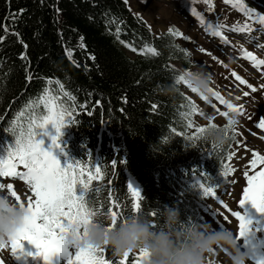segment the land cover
Listing matches in <instances>:
<instances>
[{
    "label": "trees",
    "instance_id": "1",
    "mask_svg": "<svg viewBox=\"0 0 264 264\" xmlns=\"http://www.w3.org/2000/svg\"><path fill=\"white\" fill-rule=\"evenodd\" d=\"M19 10L23 14L16 23L5 20ZM4 23L18 35L9 34L0 42V156L14 144V137L3 129L40 95L48 79L59 81L75 97L77 112L75 123L69 121L61 130L55 152L62 167L77 160L101 162L105 181L93 197L97 206L101 202L105 210L108 206L109 181L121 204H126V187L133 177L144 198L141 214L152 219L147 213L157 211L159 224V209L176 206L183 223L198 226L206 198L199 185L216 190L225 184L222 170L225 164L232 167L227 157L237 135L233 140L235 131L230 130L224 147L213 150L205 140L193 146L171 133L176 127L194 134V130L183 128L178 116L180 106L187 102L185 97L195 104L184 86L172 96L159 91L194 67L189 49L180 43L182 36L168 31L180 32L178 27L170 25L156 34L125 0H0V24ZM145 44L159 55L139 54ZM65 49L73 51L71 60ZM21 54L26 59H20ZM29 74L31 83L26 80ZM153 103L159 106L156 111L151 109ZM197 115L192 117L194 123ZM44 137L40 138L44 141ZM44 147L53 148L47 141ZM113 160L118 162L116 169L111 168ZM124 214L129 215V209ZM106 258L118 261L122 257L107 247Z\"/></svg>",
    "mask_w": 264,
    "mask_h": 264
},
{
    "label": "snow or ice",
    "instance_id": "2",
    "mask_svg": "<svg viewBox=\"0 0 264 264\" xmlns=\"http://www.w3.org/2000/svg\"><path fill=\"white\" fill-rule=\"evenodd\" d=\"M204 2L211 7V0H204ZM125 3H128V0H125ZM224 3L232 5L249 20L259 24V31L264 33V14H259L248 7L244 0H224ZM192 11L194 15H197L200 23L206 25V30L209 33L220 37L221 40L227 43L226 37L221 31L223 27L221 24L206 21L204 16L196 13L195 9ZM22 14L23 10H19V12L12 13L10 17H6L5 20L16 23ZM10 27L9 23L0 24V28L3 29L5 34L0 36V42H3L9 34L18 35L14 30L10 31ZM168 31L175 37L182 36V33L174 29ZM231 31L252 33L257 29L252 24L245 23L241 27H233ZM119 35L120 29L117 28L116 36L119 37ZM120 42L125 43L123 40ZM126 46L130 47L133 52L138 51L131 45ZM24 47L27 48V45H24ZM200 50L205 51L202 48ZM241 51L243 57L251 61L254 68L264 66V59H257L251 51ZM65 52L71 60L73 51L65 49ZM139 54L159 55L154 47H149L147 44L139 50ZM20 59H26V55L21 54ZM91 59L94 60L95 57H91ZM213 59H216V57H213ZM73 62L75 63V61ZM166 67L174 71L171 65ZM190 75V72H182L176 76L175 82L184 83L187 88L195 93L196 90L191 88L186 79ZM231 75L240 85H247L252 92L257 91L255 87L236 72L233 71ZM26 80L31 83L33 76L29 74ZM53 83L57 85V88L52 87ZM209 91L216 100L227 108V111H220L215 104L212 105L220 116L227 119V124L223 128L228 136L230 130L234 131V125L237 123L234 118H230V113L232 116L243 115V105L237 106L229 102L218 91L213 89ZM243 95L248 96L249 93L246 91ZM200 97L203 100L208 99L205 96ZM236 99L239 100L240 97H236ZM185 100L187 102L180 106L181 110L178 112V116L183 128L194 130V134L190 135L187 131H178L176 127H173L170 131L176 136H182L194 146L197 141L204 140L203 134L206 132L207 127L194 125L192 117L196 114L204 115V113L200 112L187 97H185ZM124 103H127L126 98ZM79 107L86 108L85 105H79ZM158 107L155 103L151 104L153 111H156ZM76 112L75 97L66 92L64 85L59 81L54 82L52 79H48L40 95L35 100H30L23 110L16 113L9 126L3 129L4 132L14 137V144L5 149V155L0 156V177L19 178L28 186L31 195L27 198L26 205L29 216L26 218L24 226L14 235H10L6 241L0 238V251L10 248L11 256L17 264H40V262L42 264H146L148 253L142 248L135 252H126L121 259L113 261L106 258L107 247H80L78 244L69 246L67 243L69 234L72 235L74 240L81 239L82 234L86 235L89 224L99 217L110 219V225L105 228V231L108 232L114 229L118 222L126 221L128 217L141 215L144 199L140 191L129 184L126 187L128 202L121 204L120 196L115 194V190L109 181L107 188L108 206L106 210L103 202L97 206L93 197L94 194L101 191L100 183L105 181L104 166L101 162H93L92 159L77 160L62 167L60 161L53 155L52 148L45 149L44 141L40 137L41 135H48L44 131L47 126L51 125L55 129L56 135L51 137V144L53 148H58L61 130L67 122L75 123L73 117ZM206 118L213 127L216 126L212 122L213 117ZM257 127L264 129V120H261ZM231 138L235 140L236 134L234 133ZM212 149L216 150L215 146H212ZM234 155L235 153H230L227 159L231 161ZM251 156L252 158L246 167L252 171V174H249L247 170L243 173L247 186L243 188L242 196L239 199V208L242 209L250 203L257 212L264 214V155L253 151ZM120 163H124V161H120ZM117 166V160L111 161L112 169H116ZM21 168L22 171L18 170ZM257 168L260 170L257 171ZM234 171V168L225 164L222 175L227 179ZM78 187L79 194L77 193ZM199 187L204 197L219 199L217 190L208 187L206 184H200ZM5 188H7L8 195L23 208L25 202L13 189V185L0 183V190ZM219 203L239 222L238 239L245 237L251 231V221L247 220L240 211L231 210L222 199L219 200ZM125 209H129V215L124 214ZM147 215L152 218L151 226L153 228L158 227L156 219L158 212L152 210ZM220 215L223 216L224 221L228 220V216L223 215V213ZM212 254H215V251ZM113 255L115 254L113 253ZM0 264H3V261H0ZM257 264H264V259L259 260Z\"/></svg>",
    "mask_w": 264,
    "mask_h": 264
},
{
    "label": "rangeland",
    "instance_id": "3",
    "mask_svg": "<svg viewBox=\"0 0 264 264\" xmlns=\"http://www.w3.org/2000/svg\"><path fill=\"white\" fill-rule=\"evenodd\" d=\"M244 2L257 13L264 14V0H244ZM139 4V0H128L131 11L142 18L156 34H162L170 25L177 26L182 33L180 43L189 49L194 67L203 69L212 77V89L218 91L229 102L237 106L243 105V115L232 116L230 113V118L237 121L234 125L237 142L231 151L235 153L231 160V166L235 171L223 186L216 189L219 199L206 197L203 200L198 226L203 224L211 226L214 231L231 229L234 233L239 232V222L219 203L222 199L231 210L240 211L247 220L251 221V231L245 237L239 238V244L249 258V264H257L259 260L264 259V214L257 212L250 203L240 209L239 199L243 188L247 186L243 176L244 171L247 170L252 174V171L246 167L252 158L251 153L255 151L264 155V129L257 127L261 120H264V87H262L264 66L254 68L251 61L243 57L241 50L251 51L257 59H264V33L259 31V24L249 20L232 5L225 4L224 0H211V7L204 0H148L141 7ZM193 9L204 16L206 21L221 24L223 26L221 31L227 43L209 33L206 25H202L197 15L193 14ZM245 23L252 24L257 31L252 33L231 31L233 27H241ZM201 48L205 51L202 52ZM233 71L247 80L257 91L252 92L247 85H240L231 75ZM183 88L200 112L204 113L196 116L195 126L207 125L206 117H213V123L227 124V119L220 116L212 105L215 104L220 111H227V108L214 96L210 94L207 100H203L186 86ZM246 91L249 93L248 96L243 95ZM236 97L240 99L237 100ZM54 132L55 129L48 125V135H45L44 141H47L50 147ZM52 152L58 159L55 148H52ZM258 170L260 169L257 168ZM0 183L12 184L13 189L27 204L31 192L23 181L19 178L0 177ZM129 184L141 191L140 184L135 178L131 177ZM0 194L9 196L7 188L0 190ZM9 197L12 199L11 196ZM221 213L228 216L227 221L223 220ZM0 261H3V264H17L11 256L10 248L0 251ZM209 262L230 264L227 253L222 250H215V254L211 253L207 257L206 264Z\"/></svg>",
    "mask_w": 264,
    "mask_h": 264
},
{
    "label": "clouds",
    "instance_id": "4",
    "mask_svg": "<svg viewBox=\"0 0 264 264\" xmlns=\"http://www.w3.org/2000/svg\"><path fill=\"white\" fill-rule=\"evenodd\" d=\"M187 72L191 73L186 79L191 88L196 90L194 94L208 97L212 89V77L196 67ZM182 86L185 84L173 81L159 91L162 95L172 96ZM203 135L207 144L216 149H222L229 139L223 127H213L209 122ZM159 214L160 222L156 228L151 226L149 217L141 214L118 222L108 232L105 228L111 223L109 218L94 219L86 235L82 234L81 239L74 240L69 234L67 243L69 246L108 247L119 257L142 248L148 253L146 264H206L207 257L215 250L227 253L230 264H249V258L241 250L238 233L231 229L214 231L208 225H186L176 206H165L159 209ZM28 216L26 204L22 208L9 196L0 194V238L6 241L10 235H14L24 226Z\"/></svg>",
    "mask_w": 264,
    "mask_h": 264
},
{
    "label": "bare ground",
    "instance_id": "5",
    "mask_svg": "<svg viewBox=\"0 0 264 264\" xmlns=\"http://www.w3.org/2000/svg\"><path fill=\"white\" fill-rule=\"evenodd\" d=\"M140 1V7H141V5L143 4V3H145L146 1H148V0H139Z\"/></svg>",
    "mask_w": 264,
    "mask_h": 264
}]
</instances>
